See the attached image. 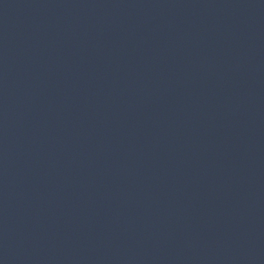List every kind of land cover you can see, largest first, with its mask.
<instances>
[{
    "label": "water",
    "instance_id": "1",
    "mask_svg": "<svg viewBox=\"0 0 264 264\" xmlns=\"http://www.w3.org/2000/svg\"><path fill=\"white\" fill-rule=\"evenodd\" d=\"M0 264H264L92 0H0Z\"/></svg>",
    "mask_w": 264,
    "mask_h": 264
}]
</instances>
